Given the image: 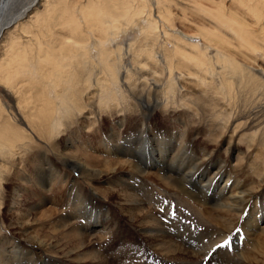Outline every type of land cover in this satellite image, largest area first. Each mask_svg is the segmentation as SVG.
<instances>
[{
	"label": "bare ground",
	"instance_id": "bare-ground-1",
	"mask_svg": "<svg viewBox=\"0 0 264 264\" xmlns=\"http://www.w3.org/2000/svg\"><path fill=\"white\" fill-rule=\"evenodd\" d=\"M172 2L179 6L182 15H174ZM179 21L185 27L193 28L195 33L181 28L177 24ZM130 29L140 36L125 48L118 40ZM115 44L119 45L112 48ZM127 55L151 75L145 79L144 87H138V80L133 82L129 78L128 81L133 86L131 90H138L133 97L146 109L142 120L138 117L131 121L122 107L126 98L118 78L123 67L121 63ZM140 56H145L146 62L140 61ZM258 59L264 64V0H85L80 10L75 4H63V0H0V84L6 83L19 96L23 114L32 120L33 130L40 140L49 142L63 128L66 117L71 119L70 115L84 109V97L86 101H98L99 108H105L101 110H120L112 129L94 134V139L108 150L105 157H125L123 161V158L118 160L128 165L132 163V172L138 175L123 178L119 170L114 169L110 176L115 187H122L121 191L135 204L131 217L139 218L138 225L134 226L143 239L131 243L128 252L133 258H142V264H264V215L256 217L255 211H251L260 186L256 189L248 186L257 181L249 179L245 182L239 169L231 165V159L220 157L218 148L203 149L202 154L199 153L202 164L191 159L190 153L186 154L193 148L195 140V135L189 132L188 122L194 121L196 126H201L195 121L194 112L202 111L204 115L210 108L217 107L228 112L226 115L217 110L211 112L217 115L211 119V127L220 126L223 119L238 118L243 112L253 120L264 112V65H251L252 60L256 64ZM149 64L154 66L153 73V66L148 67ZM216 66L220 67L219 81L214 74ZM157 69H161L160 72ZM156 72L161 74L160 79L156 78ZM38 75L42 78L38 79ZM102 76L108 79L107 84L101 81ZM24 82L34 87L33 93L24 89ZM181 88L188 93L180 91ZM86 94L88 96H84ZM239 96L245 97L246 104L251 105L246 107L248 111L243 109L236 113L228 109ZM182 100L183 105L177 104ZM174 106H181L189 115L185 119L183 116L174 120L163 118L153 129L154 110L163 107L165 116ZM2 107L0 100V110ZM26 109L30 113H26ZM4 111L3 116L0 113V157L8 158L32 148L33 142L32 135L15 123L16 116ZM77 125V122L75 126L74 123L68 125L72 129L68 139L72 146L76 142L72 137L78 131H73ZM223 135H226L224 131ZM150 139L157 142L150 143ZM144 141L149 142V147ZM160 143L168 147L159 148ZM43 145L41 150L47 151L50 144ZM229 146L232 149V142ZM57 147L53 154H65L59 153ZM157 148L160 149L159 158L146 164L147 156L143 158V152ZM253 154H256L255 160H264L260 150ZM215 156L219 160H214ZM186 158L191 159L189 165H192L181 171L182 176L165 174L161 179L186 196L189 207L179 213L174 207L168 208L170 210L149 208L138 215L135 211L143 205L159 203L155 188L150 190L145 185L146 177L139 167L167 171L169 162ZM205 158L210 161L205 162ZM208 165L209 168H204ZM81 168L87 169V164L83 163ZM192 180L197 189H190L188 182ZM39 183L47 187L45 183ZM263 183L264 179L261 187ZM23 189L19 188L13 196L7 197L8 201H14L13 208L21 204L18 198ZM149 191L155 196L153 200ZM46 199L51 198L41 193L37 201L33 200V207H24L22 219H29L36 204L42 207ZM76 208L78 206L75 211ZM110 224L99 219L91 222L90 229L102 227L108 234ZM76 226L80 227L78 223ZM25 231L30 230L27 227ZM38 237L32 236L26 240V245L48 250L50 245ZM218 245L223 247L218 248ZM11 253L4 257V264H20Z\"/></svg>",
	"mask_w": 264,
	"mask_h": 264
},
{
	"label": "rangeland",
	"instance_id": "rangeland-1",
	"mask_svg": "<svg viewBox=\"0 0 264 264\" xmlns=\"http://www.w3.org/2000/svg\"><path fill=\"white\" fill-rule=\"evenodd\" d=\"M112 1L113 0H111V2ZM83 3H85V0H63V4L67 6L75 4L79 10ZM153 3L156 5V2ZM172 4V6L175 7H173L174 15H182L181 10L178 8L179 6L176 5L175 2H172ZM180 23V21L177 22L178 25L182 26L181 28H186L185 30L189 33H195L193 28L185 27L183 23ZM125 34V36L123 35V37L118 40L125 48L129 46L130 42H134L135 39L140 36V33L138 34L133 29L128 30ZM199 40L201 39L199 38ZM118 45L119 44H115L112 48ZM93 52L98 53L95 50H93ZM139 60L146 62V57L140 56ZM121 64L123 67L120 69L118 80L120 79L119 82L122 84L121 86L124 90L122 91L126 98V101L122 104L124 106H121L124 107L123 111L131 121L138 117V120H142V113L146 109L141 107L139 102L133 97L135 93L138 94V90H131L130 87L133 86H131L132 84L128 81L129 78L133 80V82L138 80V87H144L146 86L145 79L151 78V75H148L150 74L148 70H141L139 63L135 62L134 58L130 55H127L126 60ZM258 64L264 65L263 61L260 59H258L256 64L254 60L251 61V65ZM152 66L153 64H149L148 67L152 68ZM129 69L130 72L128 71ZM160 70L161 69H157L159 72ZM153 71L154 66L151 73H153ZM218 71H220V67L216 66V72L214 74L215 78L219 81L220 76L218 75ZM159 72H156V74H158L157 76L154 73L157 79L161 78ZM147 75L148 77H146ZM179 75H177L178 80L180 79ZM28 77L29 76L26 75V78ZM41 78L42 75H38V79ZM101 81H105L106 84L108 83V79L105 76H102ZM24 89L29 91V93L30 90L34 92V87L28 82H24ZM159 89L161 88H158V90ZM180 91L188 93V91L183 88H181ZM243 92L244 88L241 89V95ZM15 93L16 92L8 87L6 83L0 84V100L4 106L2 108L13 113V115L16 116L15 123L23 128L25 132L32 135L33 147L18 151L14 156H7L8 158L0 157V164H3L0 166V264H4V257L8 256L7 253L10 251L12 252L11 257H17L20 264H142V258H133V255H130L128 252L131 243H135L137 240L141 242L143 239L140 237V234L136 232L134 226L138 225L139 218L134 220L131 217V211L135 204H132L131 200L128 199L129 196H126L124 192L121 191L122 187H115L113 177L110 176L114 169H118L123 178L130 175H138L136 172H132V163L129 165L124 162L121 163V161L126 159L125 157H120L121 159L123 158L121 161H119L118 159L120 158H116L115 155L109 156L110 158L105 157L108 150L105 147L103 148L102 145L94 139L95 135H100L104 130H108L109 132V130L112 129L113 123L119 117L116 116V114L120 110L117 111L110 108L101 110L105 108H99L100 104L98 101H86L87 98L84 97L83 106L85 108L78 111L74 116L70 115L71 119L69 116L66 117L64 119L65 124L55 136L56 138L54 137L48 142L40 140L35 134L36 131L33 130V122L32 120L29 121L28 118L24 116L23 106H20L19 96ZM238 95L239 93L237 92V96ZM84 96H88V94ZM234 97L232 93V100ZM181 102H183V100L177 104H182ZM197 106V104H194V108H197ZM250 106L249 103L246 104L245 97L239 96L228 109L238 113L240 110L246 109V107L248 109ZM174 107L175 108L171 109L170 112L168 111L165 116L161 110L163 107H160L161 109L158 110L155 109L152 117L153 119L151 118L153 121L151 127L153 129L158 127V125L162 123L163 118L174 120L179 116H183V119H185V116L187 114L189 115L181 106L178 108L177 106ZM119 108L120 106L118 109ZM3 109L0 110L2 116L5 113ZM216 110L222 112V115L228 114L227 111H222L219 107L210 108V111L205 112L204 115L201 113L202 111H198V113L194 112V118H197L195 121H198L201 126H196L197 122L194 121L188 122L190 126L189 132L193 136L195 135V140L193 141V148L189 152H186V154L190 153L188 156H190L191 159H195L198 163L202 164L199 153L202 154L205 148H209L210 150L218 148L220 157L222 159L229 157L232 161L231 165L239 169V172L242 173L240 177L244 178L245 182L249 179H253L255 182L257 181L256 183L251 182L253 185H248L250 189H256L260 186L258 190L259 196L254 203L251 204V211H255L256 217L262 216L264 215V183L262 187L261 183L264 179V160H255L256 154H253V151L257 152L260 150L264 157V112L259 113V117L255 120L248 118L247 112H243L239 117L236 115L238 118L223 119L220 121V126L211 127V119L217 117L216 114L211 112H216ZM27 111L29 112V110L26 109L25 112L28 113ZM87 115H89L88 118ZM76 122L78 125L74 127L75 130L73 131H77V129L78 131L74 132L75 134L72 138L76 140V142L74 146H72L70 140H68L69 137H71L72 129H69L68 125L74 123L75 126ZM222 131L226 133L223 137ZM36 138L39 141L36 140L35 142ZM42 142H45L47 146L50 144L49 146L51 148L48 146L47 151L41 150V147H45V145H43L45 143ZM155 142L157 141H150V143ZM231 142L233 146H231L232 149H229L228 147H230L229 145ZM144 143L146 147H149L150 144L148 141H144ZM160 144L161 147L159 148L165 149L168 147H163L164 143ZM51 145L54 147L58 146L57 149L59 148V153L65 154H62V156L53 154L55 148ZM227 148L228 150H226ZM151 150L152 151L149 153L145 151L143 152L144 154H142L143 158L144 155L147 156L145 161L144 159L142 160L146 164H150L153 159L159 158L160 156V152H158L160 149ZM67 151L68 154H66ZM112 152L113 151H111V154ZM190 158H186L183 161L178 159L176 161L174 160L175 162H169L171 164L167 171L159 169L151 171L144 166L139 167L141 174H145V185H147L150 190L155 188L154 193L159 203L156 205H143L142 209L135 211L138 212V215H142L143 212L145 213L149 208L162 207L163 209H168L174 207V209L178 211L177 213H179V210L186 209V206L189 207L187 197L183 196V194H179L173 186L165 184L161 177H164L163 175L165 174L166 176L172 174V177L182 176L183 173L181 171L187 166H189L187 168L189 169L192 165L191 163V165H189ZM213 159L219 160L216 156ZM254 160L256 164H254ZM209 161V158H205V162L208 163ZM83 163L87 164V169L81 168ZM182 164L184 165L182 166ZM209 167L210 165L204 168ZM202 169L199 171L201 172ZM215 171H217V169H215ZM40 181L45 183L47 187L41 186L40 183L38 184ZM23 182L25 184H23ZM188 185L192 190L198 188V186L194 185L193 180L191 182L189 181ZM19 188L24 189L22 190L21 197L18 198L21 204L16 207V209L12 207L14 201H8L7 197L13 196L14 191H18ZM41 193H44L51 199L44 200L42 207L36 204L37 208L32 209V214L29 216V219L23 220L22 213L24 212V207H33V200L37 201ZM93 193L95 194L93 195ZM3 194H5V197ZM148 194L150 199L153 200L155 198L151 191H149ZM75 206H78L76 211L79 210V213L74 210ZM70 214H72V216H69ZM222 214L223 213L220 212V215ZM99 219L103 221L106 220V223H111L110 233H104L102 227H97V229L94 228V230L91 231V222H97ZM77 223L80 227L76 226ZM27 227L30 230L29 232L25 231ZM87 230L88 235L86 234ZM32 236H39V239H45L46 241L43 242L50 245L48 250L43 248L38 250L30 245L27 246L26 243L29 239H32ZM83 246L84 248L82 250ZM12 260L13 259H11V261Z\"/></svg>",
	"mask_w": 264,
	"mask_h": 264
},
{
	"label": "snow or ice",
	"instance_id": "snow-or-ice-1",
	"mask_svg": "<svg viewBox=\"0 0 264 264\" xmlns=\"http://www.w3.org/2000/svg\"><path fill=\"white\" fill-rule=\"evenodd\" d=\"M161 211H163V209H161ZM246 214H247V213H245V215H246ZM170 215H171V213H170ZM239 231H240V229L238 228V229H237V233H239ZM217 247H218V248H222L223 246L218 245Z\"/></svg>",
	"mask_w": 264,
	"mask_h": 264
}]
</instances>
